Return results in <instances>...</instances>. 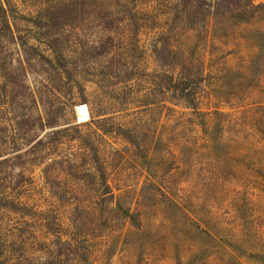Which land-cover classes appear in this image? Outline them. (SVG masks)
I'll list each match as a JSON object with an SVG mask.
<instances>
[{
    "label": "rangeland",
    "instance_id": "obj_1",
    "mask_svg": "<svg viewBox=\"0 0 264 264\" xmlns=\"http://www.w3.org/2000/svg\"><path fill=\"white\" fill-rule=\"evenodd\" d=\"M258 3L0 0V264H44L70 235L84 264H264ZM177 74L202 77L200 114Z\"/></svg>",
    "mask_w": 264,
    "mask_h": 264
},
{
    "label": "trees",
    "instance_id": "obj_2",
    "mask_svg": "<svg viewBox=\"0 0 264 264\" xmlns=\"http://www.w3.org/2000/svg\"><path fill=\"white\" fill-rule=\"evenodd\" d=\"M255 0H189V4L191 6V12L193 13V18H195V15H197V11H202L203 16H220L223 14H226L227 12H233L236 10H250L255 8L263 7L262 3L254 4ZM61 12H67L66 10H62ZM224 12V13H222ZM0 18H2V24L4 26V30H8L11 32L10 25L6 20L7 12L6 10L0 5ZM47 25V24H46ZM2 26V27H3ZM114 22L111 21L110 23H107L106 27H104L105 31L110 32L111 28H113ZM48 28V26H46ZM41 28V27H40ZM39 28V29H40ZM108 39L111 41L112 38L109 36ZM105 52L99 53V56L104 55ZM179 66V65H177ZM165 78L168 81V91L178 96L177 100L180 101V104L183 105V107L190 109L193 112H196L197 114H200L197 111V105L199 102L198 94L199 89L198 86H200V82L202 81V77H184L179 76L178 74L174 76H165ZM104 120V119H103ZM101 122V121H98ZM47 229V234L54 237L55 234H57V231L54 232V227H49L52 229H48L47 226H45ZM58 237L60 235L57 234ZM76 238V239H75ZM81 240L77 238L76 235L72 236L70 235L68 239H65V241H60L57 243L56 247H51L49 245H46V243H42V246H44L45 249V255H46V262L44 264H63L62 261V255L64 256V253H66L68 250H74L76 254L73 255L72 261L78 262L79 264L82 263V258L84 253H86V247L84 246L85 242H82ZM77 247V248H75ZM63 250H65L63 252ZM88 254V253H87Z\"/></svg>",
    "mask_w": 264,
    "mask_h": 264
},
{
    "label": "bare ground",
    "instance_id": "obj_3",
    "mask_svg": "<svg viewBox=\"0 0 264 264\" xmlns=\"http://www.w3.org/2000/svg\"><path fill=\"white\" fill-rule=\"evenodd\" d=\"M78 109V114H79V121H82L83 118H85L87 116V110H86V107L85 106H81V107H78L76 108Z\"/></svg>",
    "mask_w": 264,
    "mask_h": 264
}]
</instances>
